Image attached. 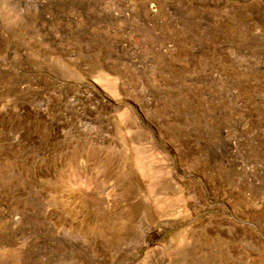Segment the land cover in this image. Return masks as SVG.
Segmentation results:
<instances>
[{
    "label": "rangeland",
    "instance_id": "374dc122",
    "mask_svg": "<svg viewBox=\"0 0 264 264\" xmlns=\"http://www.w3.org/2000/svg\"><path fill=\"white\" fill-rule=\"evenodd\" d=\"M0 264H264V0H0Z\"/></svg>",
    "mask_w": 264,
    "mask_h": 264
}]
</instances>
